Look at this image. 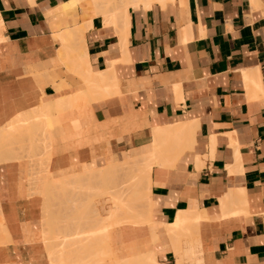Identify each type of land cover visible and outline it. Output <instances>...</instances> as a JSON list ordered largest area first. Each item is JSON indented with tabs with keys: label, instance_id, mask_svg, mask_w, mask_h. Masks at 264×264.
<instances>
[{
	"label": "crops",
	"instance_id": "obj_1",
	"mask_svg": "<svg viewBox=\"0 0 264 264\" xmlns=\"http://www.w3.org/2000/svg\"><path fill=\"white\" fill-rule=\"evenodd\" d=\"M69 1L0 0V135L20 116L31 125L0 157V264H61L71 238L88 241L80 264H264V0L129 8L125 40L100 15L64 11ZM101 74L108 83L85 82ZM180 127L173 164L126 181L132 165L119 162L149 159L153 132ZM120 199L144 219L99 234ZM65 219L71 230L54 227Z\"/></svg>",
	"mask_w": 264,
	"mask_h": 264
},
{
	"label": "bare ground",
	"instance_id": "obj_2",
	"mask_svg": "<svg viewBox=\"0 0 264 264\" xmlns=\"http://www.w3.org/2000/svg\"><path fill=\"white\" fill-rule=\"evenodd\" d=\"M176 0H70L69 2H66V3H64V4H62L61 6H62V8L64 9V11L65 10H74L76 7H81V11H82V17H83V19L84 20H86L87 19V22H89L90 20H91V18L93 17V16H98V15H100V16H102L103 17V20H105V23H107V24H112L113 26H115V30H117L118 32H116L117 33V35L118 36H120L119 38H121V39H123V40H125L124 38H125V33L127 32V30H126V32H125V28H126V22H127V17H128V9L129 8H134V9H137V8H144V9H149V8H151L153 5H155V4H157V5H159V6H164L166 3H169V2H171V3H173V2H175ZM180 1H182V3H183V0H180ZM86 5V7H84ZM92 6V11L91 12H89L88 10H87V8H88V6ZM90 10V9H89ZM82 19V20H83ZM82 21V22H86V21ZM92 25V24H91ZM78 27H75V29L73 30V32L74 33H71V31H68L67 33H66V36L63 38V40H64V42L66 43V40L68 41V39L69 38H72V39H78V37H77V35L80 33V32H84V29H85V27H83L82 28V26L83 25H81L80 24V26L79 25H77ZM72 34H74V35H76V36H74V35H72ZM60 40V39H59ZM70 40V39H69ZM73 41V40H72ZM76 42L75 43H77V41H79V40H75ZM80 43V42H79ZM124 46V45H123ZM81 56V55H80ZM107 71H110L109 69L107 70ZM108 73V72H107ZM112 73V72H111ZM110 73V74H111ZM106 75V74H105ZM108 77H109V74L107 75ZM107 76H104V75H100L99 77V79L98 80H92L93 79V77H89V79L88 78H86V80H85V82L87 83V85H89V87H90V85L93 83V87H94V85L96 84V86H101V85H103L105 82L106 83H108L107 81H108V79H107ZM105 83V84H106ZM102 87H104V86H102ZM90 88H92V87H90ZM100 88V87H99ZM102 89V88H101ZM5 90V89H4ZM104 90V89H103ZM93 92V91H92ZM107 92V91H106ZM87 93V92H86ZM86 93L84 94V95H86ZM92 94V93H91ZM94 95V94H93ZM17 97V96H16ZM3 98V97H2ZM94 98V97H93ZM84 99V98H83ZM88 100V99H87ZM50 106V105H49ZM48 105H47V109H46V107H44L43 106V112H44V114L47 112V111H52V105H51V107H49ZM53 106H56V105H53ZM45 108V109H44ZM39 111V110H38ZM44 114H41V116H44ZM37 118V117H36ZM38 119V118H37ZM40 119V118H39ZM42 119V118H41ZM40 119V120H41ZM43 120V119H42ZM29 127H31V125H29ZM33 127V126H32ZM185 127H180V128H176V129H173V130H161V131H157V130H155L154 132H153V142L151 143V150L148 152V158L149 159H139L138 157L137 158H135V157H132V159L130 158V160L131 161H133V162H131L130 160H128V162H127V160L126 159H124V160H126V161H120L119 162V164L117 165V166H119V167H121V165H122V168H121V170L122 169H124L125 168V165L126 164H131L132 166H131V170H132V172H130L131 174H129L128 176L129 177H126V181L128 180H131V184L132 185H134V183H135V181H140V179H142V180H149V172H150V168H151V166H152V164H158V165H170V164H173V162L175 161V156H172V157H170L171 155H172V153H171V150H172V140H173V138L175 137V135L177 134L178 135V133H180V135L183 133V132H186V130L184 129ZM5 133H6V131L4 132V133H2V135H0V141H1V143H0V157L2 158V159H7V158H4V155H6V153L7 152H9V150H10V143L8 144L9 145V147H8V145L6 146V144H5V141H4V136H5ZM7 135V134H6ZM12 137L14 136V138H19V137H15V135H11ZM10 139V138H9ZM11 139H13V138H11ZM16 140V139H15ZM10 142L12 141V140H9ZM20 141V140H19ZM29 141V140H28ZM27 141V142H28ZM31 141V140H30ZM14 143V140L12 141V144ZM19 143V142H18ZM14 145H16V144H14ZM32 145V144H31ZM190 145V141L188 140V139H186V140H184V138L182 139V137H181V143H180V145H179V151H183V148H187V146H189ZM38 146V145H37ZM174 147H175V144L173 145ZM14 148V147H13ZM12 149V148H11ZM18 149V148H17ZM45 151V150H44ZM16 153V152H15ZM42 153V152H41ZM7 157H8V155H7ZM11 157H13V155L11 156ZM11 157H10V159H11ZM21 157V156H20ZM9 158L7 159V160H10ZM127 159H129V157H127ZM13 160V159H12ZM33 161V160H32ZM123 162H126V163H123ZM32 165V164H31ZM129 165H127L126 167H128ZM36 166V165H35ZM106 167V166H105ZM109 166H107V169L106 170H108L109 168H108ZM118 167V168H119ZM124 167V168H123ZM104 168V167H103ZM134 168V169H133ZM120 169V168H119ZM37 170V169H36ZM69 170V169H68ZM98 171H99V169H98ZM102 171V168H100V172ZM109 171H112V169L111 170H108V172ZM229 171H230V169H229ZM63 172H65V171H63ZM106 172V171H105ZM138 172V173H137ZM32 173V172H31ZM101 173H103V172H101ZM107 173V172H106ZM106 173H104V174H106ZM109 174V173H108ZM107 174V175H108ZM128 173L126 172V175H127ZM231 174V173H230ZM95 175V174H94ZM49 176V175H48ZM89 176H91V175H89ZM52 176H50V178H51ZM128 178V179H127ZM75 179V178H74ZM59 180V179H58ZM78 180V179H77ZM50 181H53V180H50ZM54 182V181H53ZM59 182V181H58ZM64 182V181H63ZM48 184V183H47ZM67 184V183H66ZM68 186V185H67ZM84 186V185H83ZM55 187V186H54ZM51 188V187H50ZM64 188H66V187H64ZM53 189V188H52ZM56 189V188H55ZM61 190V189H60ZM44 191V190H43ZM68 191H69V189H68ZM86 191V190H85ZM94 191V190H93ZM48 192V191H47ZM32 193V192H31ZM34 193V192H33ZM45 192H43V194H44ZM62 193V192H61ZM66 193V192H65ZM81 193V192H80ZM146 193L147 194H149V186H148V188H147V191L146 192H144L143 193V198L144 197H146ZM51 194H52V192H51ZM50 194V195H51ZM58 194V193H57ZM56 194V195H57ZM49 195V196H50ZM52 195H54V194H52ZM51 195V196H52ZM84 195V194H83ZM44 196V195H43ZM47 196H48V194H47ZM87 196H89V195H87ZM56 197V196H55ZM48 198V201H49V197H47ZM46 198V199H47ZM72 198V197H71ZM83 198V197H82ZM81 199V198H80ZM149 200V199H148ZM54 201V200H53ZM62 201V200H61ZM147 202V201H146ZM52 203V202H51ZM81 203H82V201H81ZM132 203V205H134V202L132 201L131 202ZM62 204V203H61ZM115 204H116V206H115V209H113V210H111L110 211V213H109V215L107 216V218H106V221H104V222H101L102 224H101V227L99 226H97L98 228H100V230L98 229V232H99V234H105L106 233V231H107V229L110 227V226H113V224H117V223H120V222H123L124 220H126L127 219V217L128 218H130V220L134 223V222H137V223H139L141 220H143L144 219V216L143 215H145V213H144V208L140 211V210H138V212L137 211H135V207L134 206H132L131 207V209H132V211H131V213L129 212V210H130V208L128 207V202L127 201H123V199H120V200H117V201H115ZM148 204H149V201H148ZM148 204H147V206H148ZM83 205V204H82ZM81 205V206H82ZM55 206V205H54ZM223 206H224V204H223ZM59 207V206H58ZM60 209H61V207H59ZM65 208H67V206L65 207ZM224 208V207H223ZM53 210V209H52ZM55 210H57V209H55ZM59 210V209H58ZM68 210H70L69 208H68ZM72 210V209H71ZM75 210V209H74ZM45 211V210H44ZM51 212H53V211H51ZM57 212V211H56ZM59 212V211H58ZM94 213V212H93ZM49 215H50V213H49ZM59 215V214H58ZM61 215H62V213H61ZM182 215V214H181ZM181 215L179 216L180 218L179 219H177V221L173 224V225H171V226H169V228H168V231L170 232V233H174L175 235L178 233V232H180L181 231V229L182 228H184V227H182V223L185 221L184 219H183V217H181ZM195 215H198V214H195ZM50 216H52V214L50 215ZM54 216V215H53ZM57 217V216H56ZM55 217V218H56ZM148 218H147V220H146V218H145V220L144 221H142V222H147V221H149L148 219H149V216H147ZM201 217V216H200ZM188 218H190V217H188ZM198 218H199V216H196L195 218H193V221L194 222H196L197 220H198ZM58 218H56V220H57ZM63 220V219H62ZM70 220V219H69ZM69 220H67V219H65V221H67V222H61V220L59 221L60 222V224L58 225L57 224V226H54V227H59L60 225L61 226H63V228H61V227H59L58 229H59V231L62 229L63 231L64 230H66V228H68L67 227V225L65 224V223H68L69 224ZM75 220V219H74ZM107 220H110V221H107ZM184 220V221H183ZM50 221V223L48 224V225H52V227H53V221L51 222V220H49ZM101 221H103L102 219H101ZM44 222V221H43ZM46 222V221H45ZM54 222H55V220H54ZM56 222H58V221H56ZM56 222H55V224H56ZM75 222V221H74ZM62 223V224H61ZM63 223H64V225H63ZM99 223V222H98ZM141 223V222H140ZM186 223H187V221H186ZM54 224V225H55ZM73 224V223H72ZM45 225V224H44ZM70 225V224H69ZM78 225V224H77ZM184 225V224H183ZM188 225V224H187ZM47 227V226H46ZM65 227V228H64ZM49 228H51V226H49L48 227V230H49ZM52 229V228H51ZM58 229H56V230H54V229H52V230H49L50 232L52 231H57ZM68 229H70V228H68ZM71 230V229H70ZM93 230H95V229H93ZM183 230V229H182ZM45 231V230H44ZM48 231V232H49ZM97 231V230H96ZM1 232H3V231H1ZM47 232V231H46ZM53 232V233H54ZM58 232V231H57ZM66 232V231H65ZM98 232H96V233H98ZM188 233V232H187ZM44 234V233H43ZM65 234V233H64ZM69 234V233H68ZM45 235V234H44ZM60 235H61V233H60ZM66 235V234H65ZM64 235V236H65ZM180 235V234H179ZM188 235H189V233H188ZM1 236V235H0ZM3 236V235H2ZM51 236L53 237L54 235H48V239H52V240H58V239H55L56 238V236H54V238H51ZM63 236V237H64ZM70 236V235H69ZM93 235H91V237H92ZM178 236V235H177ZM184 236V235H183ZM45 237V236H44ZM58 237V236H57ZM86 237V236H85ZM69 238V237H68ZM64 238H62V240H63ZM72 239V238H71ZM71 239H64L63 240V243H62V241L60 242V245H61V243H62V250L64 251V255H62V256H59V262L61 263V264H78L79 263V261L80 262H82L81 260H85V256L87 255V252H89L88 250H85V249H87L86 248V246H85V244H87V243H85L84 244V241L86 240V242H88L87 241V239H84V241L83 240H81V239H79V240H73V239H76V238H73L72 240ZM88 239H92V238H88ZM43 240H47L46 238H44ZM90 240H89V242H90ZM105 240V239H104ZM103 240V241H104ZM48 241V240H47ZM46 241V242H47ZM82 241V242H81ZM45 241H43V243H44ZM45 242V243H46ZM49 243V242H48ZM51 243H53L54 244V242H50L48 245H50L51 246ZM56 243H57V241H56ZM55 243V244H56ZM59 243V242H58ZM92 243V242H91ZM105 243H106V241H105ZM104 243V244H105ZM83 244V245H82ZM101 244V243H100ZM58 245V244H57ZM57 245H55V247H57ZM102 245V244H101ZM46 246V245H45ZM49 246V247H50ZM84 246V247H83ZM53 248H55L54 247V245L52 246ZM88 247V246H87ZM102 247V246H101ZM46 248V247H45ZM99 249V248H98ZM105 249V248H104ZM103 248H102V250H104ZM84 250H85V253H84ZM176 250V249H175ZM59 251V250H58ZM47 252H49V250H47ZM46 252V253H47ZM96 252V251H95ZM94 252V253H95ZM177 252H179L178 250H177ZM91 253V252H90ZM104 253V252H103ZM189 253V252H188ZM198 253V252H197ZM101 254V253H100ZM85 255V256H84ZM95 255V254H94ZM93 255V256H94ZM105 255V254H104ZM98 256H101V255H98ZM187 256V255H186ZM95 257H96V255H95ZM95 257L94 258H90V259H88L89 257H87V259H88V261L87 262H89V260H91V259H94V260H96L95 259ZM97 259L98 258H100V257H96ZM179 258H182V256L180 257L179 256ZM104 259V257H101L100 258V260H103ZM107 259V258H106ZM183 259V258H182ZM86 261H84V263H86ZM145 263V264H153V261H151L149 258H146V259H144V261H142V263ZM120 263H121V261H120ZM80 264V263H79ZM83 264V263H82Z\"/></svg>",
	"mask_w": 264,
	"mask_h": 264
},
{
	"label": "rangeland",
	"instance_id": "obj_3",
	"mask_svg": "<svg viewBox=\"0 0 264 264\" xmlns=\"http://www.w3.org/2000/svg\"><path fill=\"white\" fill-rule=\"evenodd\" d=\"M84 7H86V5ZM79 9L81 11V7H79ZM87 10L89 12H91L92 11V6L91 5L88 6ZM38 119L37 118H34V121L35 120L38 121ZM42 119H44V116H42ZM29 125H30V120L27 117H22V116L18 117L17 119H15L12 123H10L8 125V127L6 129L5 136H4V141H5L6 146L10 143V147L12 149L10 148L9 152L12 151L16 147V145L18 144V141H17L18 138H14V136L12 137L11 135L13 134V135H15V137L16 136L19 137L23 133L24 130L29 131ZM11 138H13V139H11ZM9 140H12V141L14 140V143L12 144V141L10 142ZM30 143H31V141H30ZM14 144H16V145H14ZM8 147H9V145H8ZM114 181L116 183L115 190H118L120 187H123V189H125L126 186H125V174H124V171H122L121 179H119V175L116 174V176L114 178ZM137 190L141 191V187L138 186L137 187ZM98 198L99 199H104L105 202L110 203V205H112V194H111V190H101L99 192ZM142 201L143 200H141V198H140V202H142ZM86 235L87 234H84L83 236H86Z\"/></svg>",
	"mask_w": 264,
	"mask_h": 264
}]
</instances>
